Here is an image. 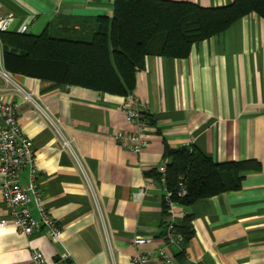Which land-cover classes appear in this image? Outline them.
<instances>
[{"label":"crops","instance_id":"crops-1","mask_svg":"<svg viewBox=\"0 0 264 264\" xmlns=\"http://www.w3.org/2000/svg\"><path fill=\"white\" fill-rule=\"evenodd\" d=\"M171 1L217 8L234 0ZM114 3L0 0V19L12 17L13 33L27 26L35 36L46 30L55 36L69 30L75 36L101 17L112 19ZM2 71L0 46V100L20 103L22 96L8 86ZM12 78L60 121L96 182L102 216L56 132L31 105L20 103L19 124L35 145L38 190L62 234L55 241L46 232L27 237L14 226H0V264H32L35 250L48 264H133L135 237L151 239L139 251L155 254L166 247L163 235L172 219L157 167L169 151L194 147L217 163L253 160L261 169L247 173L239 191L189 207L176 204V224L190 217L191 234L182 246H167L168 255L175 264H264V18L244 16L221 35L194 44L186 58L146 59L133 91L148 125L149 146L141 154L121 148L114 138L133 131L123 112L125 96ZM29 182L26 169L21 184ZM1 184L0 174V220L7 215ZM30 209L37 217L36 206ZM148 264L164 263L155 255Z\"/></svg>","mask_w":264,"mask_h":264},{"label":"trees","instance_id":"trees-1","mask_svg":"<svg viewBox=\"0 0 264 264\" xmlns=\"http://www.w3.org/2000/svg\"><path fill=\"white\" fill-rule=\"evenodd\" d=\"M251 13L264 18V0H234L217 8L171 0H115L112 19L101 17L92 29L83 28L75 36L69 30L65 32L69 36H55L49 30L38 36L0 33L4 69L55 85L127 97L148 57L186 58L194 44L221 35ZM167 162L166 187L184 207L239 191L245 175L261 169L253 160L217 163L196 147L169 151ZM181 182L187 190L183 198L177 197ZM164 204L169 211L165 199ZM190 226V217L175 226L184 244Z\"/></svg>","mask_w":264,"mask_h":264},{"label":"built area","instance_id":"built-area-1","mask_svg":"<svg viewBox=\"0 0 264 264\" xmlns=\"http://www.w3.org/2000/svg\"><path fill=\"white\" fill-rule=\"evenodd\" d=\"M13 23L12 17L0 19V33L10 31ZM28 32V27L24 26L20 34ZM8 86L14 87V90L22 96L20 103L29 104L33 110L39 114L45 122L52 128L61 142L63 151L71 153L78 170L86 182L91 195L94 198L96 210L102 216L101 204L97 197L96 182L92 179L83 158L74 148L73 141L70 140L61 128V123L56 119L47 108L42 106L35 95L14 82L12 75L7 71H2ZM20 103L5 102L0 100V174L2 176L1 193L2 200L7 209L6 217L0 220V226H14L22 235L31 237L39 232H46L53 240L58 241L62 230L59 224L54 220L44 204L41 193L37 185L38 169L35 163V145L32 139L26 136L19 124ZM123 112L126 115L128 123L133 131L129 134L120 132L114 136L120 147L141 154L149 146L146 138L148 134V125L143 120V108L140 100L133 94L126 97L123 105ZM167 161L157 167L160 175V184L166 191L165 201L169 206L171 221L167 224V229L163 238L168 246H182L184 239L176 234V218L173 207L176 202L173 200L174 193L166 187L167 179ZM29 170L30 182L27 186L21 184V176L25 170ZM146 188L140 193V196L146 195ZM187 195L186 185L181 182L177 190V197L183 198ZM36 206L38 216H34L30 207ZM152 240L145 237H135L131 240V247L137 250L132 258L133 264H148L153 256L156 255L164 264H175L172 256L168 255L166 247L157 249L156 253H146L139 251L141 246L151 244ZM32 264H48L42 252L35 250L32 254Z\"/></svg>","mask_w":264,"mask_h":264},{"label":"rangeland","instance_id":"rangeland-1","mask_svg":"<svg viewBox=\"0 0 264 264\" xmlns=\"http://www.w3.org/2000/svg\"><path fill=\"white\" fill-rule=\"evenodd\" d=\"M60 35L61 36H64V35H68L69 36V34H67V33H65V32H62V33H60ZM81 35V34H80ZM70 36H73V35H70ZM76 38V37H75Z\"/></svg>","mask_w":264,"mask_h":264}]
</instances>
